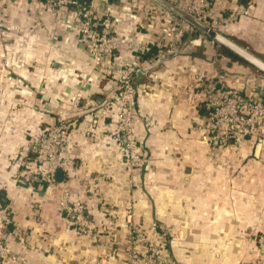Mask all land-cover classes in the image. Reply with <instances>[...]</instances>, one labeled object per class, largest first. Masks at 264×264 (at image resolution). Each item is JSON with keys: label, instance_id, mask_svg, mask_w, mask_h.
Instances as JSON below:
<instances>
[{"label": "crops", "instance_id": "crops-1", "mask_svg": "<svg viewBox=\"0 0 264 264\" xmlns=\"http://www.w3.org/2000/svg\"><path fill=\"white\" fill-rule=\"evenodd\" d=\"M43 1L2 0L0 4V24L5 30V36H0V206L8 211L9 228H19L24 238L18 244L4 234L14 264H97L99 254H116L114 246L117 255L122 253L126 220L110 212H122L131 203L137 223L149 227L158 203L156 193H144L146 178L152 182L148 189L152 192L173 187L198 197L199 191L238 188V184L230 186V175L235 176L247 159L248 187L259 190L252 178L264 172V151L259 156L262 165L256 162L258 152L253 159L243 145L235 149L208 146L202 128L209 112L203 94L217 79L226 78L243 94H262L261 69L157 0H78L97 19L105 14L115 19L118 62L131 60L139 51L160 48L158 55L142 61L145 69L157 75L156 82L148 77L137 80L141 123L136 136L143 156L151 161L129 172L114 146L117 107H109V102L118 92L117 79L102 77L92 68L77 37L76 8L51 12ZM163 1L183 12L190 2ZM208 21L217 22L215 32L264 63V0H211ZM166 27L174 28L178 36L162 45L157 41ZM61 120L74 126L61 145L60 156L67 167L57 183L67 185L98 226L85 239L66 230L56 209L55 188H40L32 178L31 183L24 181L25 165L36 156L33 145L42 131ZM39 158L35 159L41 166L44 160ZM186 172L192 175L190 183L182 181ZM213 235L237 243L227 248L230 253L224 264L256 258V248L247 242L253 234ZM178 253L170 251L169 262Z\"/></svg>", "mask_w": 264, "mask_h": 264}, {"label": "built area", "instance_id": "built-area-1", "mask_svg": "<svg viewBox=\"0 0 264 264\" xmlns=\"http://www.w3.org/2000/svg\"><path fill=\"white\" fill-rule=\"evenodd\" d=\"M2 0H0L1 4ZM48 11L62 12L69 7H75L76 32L79 42L88 53L92 68L102 77L113 76L119 83V89L109 107L116 106L115 114V148L121 152L124 164L129 172L143 167L146 163L138 143L136 132L141 123L137 112V80L148 77L150 82H156L157 75L142 66L143 55L148 51L136 53L131 60L122 59L118 62L115 57L118 41L114 36L115 19L105 14L97 19L86 9V4L78 0H44ZM211 0H190L184 12L213 31L217 22H209V9ZM68 11V10H67ZM74 12V11H73ZM183 20V19H182ZM175 35L174 28H161L157 43L166 44ZM0 36H5V30L0 24ZM171 53V51H168ZM204 95L208 116L204 121L203 139L208 146H217L220 149H235L248 142L260 145L264 140V93L246 95L237 88L229 85L226 78L219 77L217 82ZM74 123L61 120L42 131L38 142L33 145L32 151L38 159L29 160L25 165L26 177L24 181L37 183L40 188L45 186L57 190V212L66 222V230L73 231L87 238L95 232V225L81 200L74 197L66 184L57 183L55 178L58 170H65L67 165L61 159V145L69 139ZM99 152H94L98 154ZM99 155V154H98ZM43 166V168H42ZM45 166V167H44ZM43 170V171H42ZM31 181H29L31 183ZM11 219L8 211L0 206V264H14L16 259L11 255L5 235H10L14 242L22 244L23 232L17 228H9ZM157 260L152 264L161 263L159 252L152 250ZM152 256V257H153ZM106 258L96 257L97 264H106ZM242 264H264V247L251 261Z\"/></svg>", "mask_w": 264, "mask_h": 264}, {"label": "rangeland", "instance_id": "rangeland-1", "mask_svg": "<svg viewBox=\"0 0 264 264\" xmlns=\"http://www.w3.org/2000/svg\"><path fill=\"white\" fill-rule=\"evenodd\" d=\"M243 146L244 152L250 153L251 157L258 152L256 162H261L263 165L259 156L264 151V140L260 145L246 143ZM145 161V165H147L151 160L146 156ZM246 162L247 159L243 166L235 170V176L230 175L233 180L229 183L230 186L238 184V188L199 191L195 193L198 197L187 196L182 188L175 189L173 187L152 192L148 190L151 188L152 182H149L150 178L149 181L146 178L144 193L150 196L152 193H156L155 202L158 205L154 208L155 220L149 227L146 224L137 223L131 203L122 212L113 209L110 212L112 215H123L126 220L122 224L124 234L123 244L120 245L124 246V249L117 255V246H114L116 254L101 255L106 258V264H152L157 260V256L156 258L153 256L152 250L159 252L158 257L161 263H168V254L174 249L180 253L177 258L171 256L170 260L174 264H186L182 257L191 258L192 264H224L223 261L229 258L228 254L230 253L227 248L237 247V243L232 238L219 239L213 234H253V237L247 242H252L258 254L261 247H264V219H262V214H264V172L262 175L255 176V179L252 178L257 182L259 190H250ZM236 176L240 180H237ZM191 178L192 175L186 172L182 176V181L190 183ZM227 178L229 177L227 176ZM196 179H198L197 176ZM148 185L150 186L148 187ZM196 185L200 184L197 182ZM254 199L259 200L255 201ZM255 222L256 227H254ZM94 225L95 231L99 230L98 226ZM141 232L143 234H140ZM151 232L157 234H151ZM154 236L155 238H153ZM223 253L225 255H220ZM239 262L236 264H242Z\"/></svg>", "mask_w": 264, "mask_h": 264}, {"label": "water", "instance_id": "water-1", "mask_svg": "<svg viewBox=\"0 0 264 264\" xmlns=\"http://www.w3.org/2000/svg\"><path fill=\"white\" fill-rule=\"evenodd\" d=\"M157 1L163 3L165 6H167V8L170 9L171 12H173L174 14H176V16H178L179 18L183 19L185 22L189 23L194 28H196V29L204 32L205 34H208L209 36H211L215 40H217V41L225 44L226 46H228L229 48H231L232 50H234L235 52H237L238 54H240L241 56H243L244 58H246V56L242 55L240 52H238L235 49V48H238V47H236L234 44H232L231 42H229L227 39H225L224 37H222L217 32L211 30L210 28H207L205 25H203L202 23L198 22L194 18L188 16L185 12H183L182 10L176 8L175 6H173V5L169 4V3H165L163 0H157ZM238 49H240V48H238ZM262 64H264V63H262ZM253 65H255V64H253ZM255 66L258 67L257 65H255ZM259 69H261V68H259ZM262 71L264 72V70H262ZM55 178H56L57 181H60L62 179V172H61V170H58L57 171Z\"/></svg>", "mask_w": 264, "mask_h": 264}, {"label": "bare ground", "instance_id": "bare-ground-1", "mask_svg": "<svg viewBox=\"0 0 264 264\" xmlns=\"http://www.w3.org/2000/svg\"><path fill=\"white\" fill-rule=\"evenodd\" d=\"M238 52H240L242 55L246 56V58L248 60H250L253 64L257 65L259 68H261L262 70H264V64H262V62H260L259 60H257L256 58L250 56V55H247L244 51L238 49V48H235Z\"/></svg>", "mask_w": 264, "mask_h": 264}, {"label": "trees", "instance_id": "trees-1", "mask_svg": "<svg viewBox=\"0 0 264 264\" xmlns=\"http://www.w3.org/2000/svg\"><path fill=\"white\" fill-rule=\"evenodd\" d=\"M159 51H160V48H158V47L152 48L150 51H148L142 57H143V59H146L147 57H149L153 53H155V56H156V55H158Z\"/></svg>", "mask_w": 264, "mask_h": 264}]
</instances>
